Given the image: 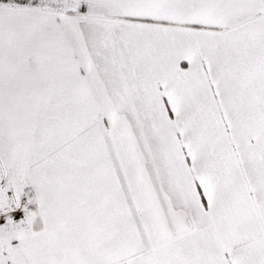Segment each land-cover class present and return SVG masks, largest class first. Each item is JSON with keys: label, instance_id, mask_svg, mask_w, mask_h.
<instances>
[{"label": "snow or ice", "instance_id": "snow-or-ice-1", "mask_svg": "<svg viewBox=\"0 0 264 264\" xmlns=\"http://www.w3.org/2000/svg\"><path fill=\"white\" fill-rule=\"evenodd\" d=\"M0 264H264V0H0Z\"/></svg>", "mask_w": 264, "mask_h": 264}]
</instances>
